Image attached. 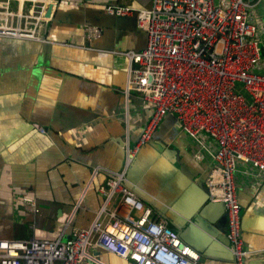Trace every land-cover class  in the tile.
Returning <instances> with one entry per match:
<instances>
[{"label":"crops","instance_id":"1","mask_svg":"<svg viewBox=\"0 0 264 264\" xmlns=\"http://www.w3.org/2000/svg\"><path fill=\"white\" fill-rule=\"evenodd\" d=\"M46 1L44 40L0 35V237H66L86 227L102 201L106 169L126 167L125 183L199 252L197 264H235L224 206L204 182L215 147L208 135L198 141L168 113L124 163L126 143L136 142L152 112L139 92H125L124 51L144 47L146 34L133 14L105 6L151 0ZM252 1L264 42V0ZM234 173L244 245L259 254L252 264H264V175L241 159ZM97 254L104 264H132Z\"/></svg>","mask_w":264,"mask_h":264},{"label":"built area","instance_id":"2","mask_svg":"<svg viewBox=\"0 0 264 264\" xmlns=\"http://www.w3.org/2000/svg\"><path fill=\"white\" fill-rule=\"evenodd\" d=\"M28 3L25 8L20 0L15 6L0 0V35L45 39L47 1ZM254 6L252 0L105 6L110 14H133L146 34L144 47L124 51L126 94L137 91L152 105L136 142L126 143L125 165L152 138L165 114H174L181 128L200 142L203 133L208 135L215 147L204 182L209 198L223 203L235 264H252L259 257L244 245L234 173L241 159L264 175V42ZM125 169H106V185L99 188L102 201L86 227L66 237H0V264H104L99 250L132 264H197L199 252L163 218L152 215V206L125 183Z\"/></svg>","mask_w":264,"mask_h":264},{"label":"water","instance_id":"3","mask_svg":"<svg viewBox=\"0 0 264 264\" xmlns=\"http://www.w3.org/2000/svg\"><path fill=\"white\" fill-rule=\"evenodd\" d=\"M49 9H50V8L48 7V8H47V10H46V13H48V12H49ZM221 203H222V202H221ZM222 204H223V203H222Z\"/></svg>","mask_w":264,"mask_h":264},{"label":"clouds","instance_id":"4","mask_svg":"<svg viewBox=\"0 0 264 264\" xmlns=\"http://www.w3.org/2000/svg\"><path fill=\"white\" fill-rule=\"evenodd\" d=\"M47 14H48V13H47ZM149 140H150V139H149ZM143 144H144V143H143ZM143 144H142V145H143Z\"/></svg>","mask_w":264,"mask_h":264}]
</instances>
